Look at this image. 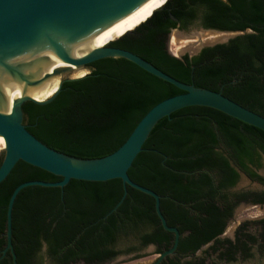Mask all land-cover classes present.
Listing matches in <instances>:
<instances>
[{"label": "trees", "instance_id": "obj_1", "mask_svg": "<svg viewBox=\"0 0 264 264\" xmlns=\"http://www.w3.org/2000/svg\"><path fill=\"white\" fill-rule=\"evenodd\" d=\"M163 5L112 46L138 55L184 84L221 92L264 117V0H166ZM199 26L244 34L207 47L195 57L172 54L171 31L179 27L188 32ZM90 67L86 77L64 83L50 103L23 106L28 131L49 148L73 158L111 155L150 109L183 93L123 58L103 59ZM263 158V131L211 108L188 107L156 125L129 176L162 197L168 225L182 235L178 252H196L225 233L241 200L264 204V193H230L241 178L240 171L264 185V177L257 173ZM36 180L62 178L20 161L0 185V256L7 246L10 197L20 184ZM123 193L119 179L72 180L63 200L59 188L22 190L13 210L18 264H36L43 253L58 264H101L118 254L114 250L118 243L133 236L143 247L156 245L158 253L169 249L174 235L163 229L149 195L128 187L125 201L104 219ZM253 225L256 232L250 235L244 233L245 225L239 229L235 244L226 240L230 248L222 256L235 261L239 248L247 251L246 241L252 251L263 249L264 219ZM187 231L190 234L183 237ZM216 243L214 251L219 247ZM0 264H13L11 252ZM170 264H180L179 259Z\"/></svg>", "mask_w": 264, "mask_h": 264}, {"label": "water", "instance_id": "obj_2", "mask_svg": "<svg viewBox=\"0 0 264 264\" xmlns=\"http://www.w3.org/2000/svg\"><path fill=\"white\" fill-rule=\"evenodd\" d=\"M145 1L0 0V137L4 138L6 143L5 150L1 152L4 158L0 166V185L20 161L62 178L58 182L40 180L25 182L13 191L7 208V246L0 260L11 252L13 264H18L13 244V210L22 190L32 186L59 188L63 200L64 189L72 180L108 182L119 179L123 184V196L104 219L122 205L128 195V187L153 197L162 227L174 234L173 247L162 253H155L159 258L153 264H161L167 256L177 251L181 233L178 228L168 225L161 210L162 197L153 190L135 183L129 176L131 167L144 151V145L156 125L164 118L170 119L173 113L181 109L207 107L264 132L263 116L232 101L221 92L184 84L138 55L111 47L118 39L89 53L94 48L93 34L124 18ZM172 18L178 22L176 18ZM173 33L181 40H190L210 33L228 35L222 40L185 50L175 55L176 57L186 54L195 57L207 47L226 44L244 34L205 29L202 26L188 32L178 27L171 31L170 38ZM107 58L126 59L147 73L174 85L183 93L168 98L150 109L126 142L117 151L101 159H77L56 152L28 131L23 111L26 103L33 102L38 105L50 103L60 93L64 83L86 77L91 73L89 67L93 63ZM75 67L81 71H88V74L76 79L65 77ZM240 174L244 176L242 172ZM148 251H156L155 246L150 245Z\"/></svg>", "mask_w": 264, "mask_h": 264}, {"label": "flooded vegetation", "instance_id": "obj_3", "mask_svg": "<svg viewBox=\"0 0 264 264\" xmlns=\"http://www.w3.org/2000/svg\"><path fill=\"white\" fill-rule=\"evenodd\" d=\"M111 47H113V46L111 45ZM89 68L91 70V67H89ZM3 158H4V154L0 152V160H3ZM257 173L261 176V174L259 173V170L257 171ZM244 176H246V175L244 174ZM251 181L257 183L258 185H260L264 189V185L261 184L260 182L253 181V180H251ZM236 186L230 191V193H233V194L234 193H238V194L239 193L240 194L249 193V192H245V191L236 192L235 191ZM253 193H264V190L261 191V192H253ZM233 201H234V203L238 202L236 199H233ZM248 205H253V203L250 200L249 201L241 200L239 202V204L237 205V207L234 209L233 217L228 222L227 229H226L225 233L223 235L219 236L218 239H217L219 241V247H218L217 251H214L212 249L213 247L217 246V243H216L217 240L216 241H212L209 244L201 247L196 252L189 251V252H185V253H179L178 252L179 251V247H178L177 251L174 254L167 256L161 262V264H170L171 260L177 261L178 259H179L180 264H190V263H192V264H200L202 262H204V264H246V263H251V261H252L251 253L253 252L254 255H255V250L256 251L258 250V251L263 253L264 252V248L260 249L259 247H257L255 249H253V251H252L250 249V244H248V241H246L247 240L246 238H245V241L247 243V248L248 249H247V251H243L241 248H239L237 253H236V260L235 261H232L227 256L226 257L222 256V254L226 253L228 251V249L230 248V246L226 243V240H230L233 244H235L237 242V232L239 231V229L243 225H245V230H244L245 234L250 235L252 233L251 227H250L251 223L249 221H243V222L234 221V218H235V215H236L238 209L240 207H242V206H248ZM256 207H264V204L261 205L260 203H257ZM232 222L234 223L235 228H234V230H232L230 232V236H227L228 232L230 231V224H232ZM166 232H168V231H166ZM168 233H170V232H168ZM171 234H173V233H171ZM189 234H190V232L187 231V232L184 233L183 237H186ZM181 237H182V235H181ZM129 240L134 241L135 244L131 245L127 249H121L120 245L125 240L121 241L120 243H118V245L114 249L118 254L115 257H113V258H111V259H109L106 262H103L101 264H113L116 261H118L120 259H123V258H127V259L136 258V257L139 256L141 249L143 250V249H145V248L150 246L149 245L147 247H143L141 241H139V239H137L134 236L130 237ZM173 245H174V243H173ZM173 245L169 249H171L173 247ZM153 246H155L156 251L158 253V247L156 245H153ZM169 249H167V250H169ZM45 250L46 249L44 248L43 252ZM167 250H165V251H167ZM162 252H164V251H162ZM41 258L42 259L36 264H58L54 259H52L47 254L43 253ZM136 260H138V259H136ZM71 264H73V263H71Z\"/></svg>", "mask_w": 264, "mask_h": 264}, {"label": "bare ground", "instance_id": "obj_4", "mask_svg": "<svg viewBox=\"0 0 264 264\" xmlns=\"http://www.w3.org/2000/svg\"><path fill=\"white\" fill-rule=\"evenodd\" d=\"M165 1L166 0H146L143 4H141L139 7H137L135 10H133L130 14H128L124 18L118 20L117 22H115L114 24L104 28L103 30L93 34V46H94V48L89 53L93 52L94 50L101 49L106 44H108L109 42L115 41L117 38L124 36L125 35L123 33L124 31L131 29V28H134V27L137 28L138 26H140L142 23L141 24H139V23L142 22L143 20H145L146 17L151 12H153L154 10L156 11L157 8L158 9L162 8V5ZM143 23H145V22H143ZM133 30H130V31H133ZM127 32H129V31H127ZM173 36L177 40H174ZM224 38H226V37L217 36L216 33H210V34H204L201 36H196L194 39H190V40H187V39L181 40L177 36L176 33H173L171 38H170V43H171L170 45L173 46L176 42H178L179 44H181L183 41L191 42V44H189L185 48H184V44L179 45L180 46L179 49L181 50L180 51V53H181L185 50L194 49L195 47H198L199 45L201 46L202 44H205V43L216 42V41L222 40ZM87 74H88V71H81L77 67H75L65 77L76 79V78H81L83 76H86ZM5 147H6L5 140H4V138L0 137V152L5 150Z\"/></svg>", "mask_w": 264, "mask_h": 264}, {"label": "rangeland", "instance_id": "obj_5", "mask_svg": "<svg viewBox=\"0 0 264 264\" xmlns=\"http://www.w3.org/2000/svg\"><path fill=\"white\" fill-rule=\"evenodd\" d=\"M195 28L197 27H192L189 31ZM216 35L221 36V37H228L227 34H216ZM173 38L174 40H177L174 36ZM181 44H184V48H185L189 44H191V42L183 41ZM181 44L176 42L173 46L169 45V49L172 52V54L174 55L180 54L181 50L179 49L180 47L179 45ZM259 173L261 174L262 177H264V158L262 159V167L259 170ZM263 190L264 189L260 185H258L255 182H252L247 176H242L235 188L236 192H242V191L261 192ZM261 219H264V207L242 206L238 209L235 215L234 221L236 222L249 221L251 223L250 225L251 231L256 232V226L253 225V222L261 220ZM234 228L235 226H234V223L232 222V224H230V231L228 232L227 236H230V232L234 230ZM133 244H135V242L132 240L123 241L120 245V248L127 249ZM148 248L149 247L143 250L141 249L139 256L136 258H132V259L123 258V259L116 261L113 264H152L155 262V260L159 258V256L155 254L157 253V251L149 252ZM246 264H264V252L262 253L258 250L257 251L255 250V255L251 263H246Z\"/></svg>", "mask_w": 264, "mask_h": 264}]
</instances>
